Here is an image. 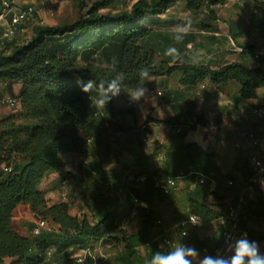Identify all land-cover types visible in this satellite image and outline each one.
Returning <instances> with one entry per match:
<instances>
[{"label": "trees", "instance_id": "1", "mask_svg": "<svg viewBox=\"0 0 264 264\" xmlns=\"http://www.w3.org/2000/svg\"><path fill=\"white\" fill-rule=\"evenodd\" d=\"M113 2L106 0L98 4L73 23L55 26L38 24L32 30L30 41L24 44H18L17 36L0 38V83L22 85L19 95L21 105L28 116L36 119L35 123L20 127L12 124L10 119L1 123L0 169L2 166L12 169L11 162L16 156L27 162L17 164L0 180V264H53L57 256L61 257L63 264H69L76 252L90 247L93 240L111 242L114 247L116 244L123 245V250L117 254L121 264H148L152 253L159 250V245L151 240L148 232L154 216L151 207L169 196L156 187L157 181L188 176L192 172L214 179L217 186L212 191L210 182L197 185L188 206L189 216H196L201 223H210L226 215L209 204L207 198L211 197L218 206L228 208L235 203L236 195L252 176L243 151L239 152L233 168V173L241 176V180H237L234 174H222L209 149L198 143H182L175 149L166 167L160 170H153L142 150L138 149L131 170L136 179L145 177L146 182L129 188L124 203L116 197L124 191L122 175L104 170L101 160L95 159L82 166L87 174L85 190L97 193L99 189L106 188L112 192L103 198L97 219L89 220L86 216L82 219L68 218L54 213V223L61 224L59 229L51 227L33 238L23 237L13 230V214L19 205H27L31 212L37 213L41 205L38 186L46 173L62 169L60 156L79 154L89 142H99L101 133L98 129L105 122L110 129L127 132L119 117L135 118L134 108L118 109L114 98L105 109L93 107L88 95L81 91L77 77L99 84L110 80L117 72H123L126 76L122 87L124 92L132 91L140 84L138 73L142 68H147L151 77L144 85L148 90L152 88L153 79L181 72L183 78L180 83L189 89H195L207 80L217 89L235 82L244 100L256 99L259 89L264 88V66L248 67L241 62H233L213 69L208 62L194 63L184 56L187 47L196 41L194 34L187 33L183 41L177 43L173 39L174 32L161 31L147 22V19L166 15L181 2H184L187 11L198 14L206 10L211 21H217L212 9L224 5L226 0H137L130 9L100 12ZM255 5L264 7V0H255ZM228 24L231 37L235 40L234 30L239 31V27L234 21ZM211 27L204 24L207 31ZM112 45L118 50L113 62L115 71L112 70L113 63L105 66L94 61ZM169 46L179 50L180 61L172 62L170 56H165ZM253 53V46L242 51L243 56H253ZM78 58L82 63H77ZM89 96L93 99L97 96L95 89ZM180 118L191 121L185 124L178 121L174 126L191 123L190 130L198 127L207 129L206 117L195 113L194 103ZM179 135L185 139L188 134L182 132ZM229 182L233 185L229 186ZM255 192L254 200L248 198V222L264 218V194L259 190ZM135 209L143 215L145 227L140 233L126 236L122 233V226ZM68 219L70 222L67 225L60 222ZM248 234L250 241H264L263 233L248 231ZM141 248L146 250L147 258L139 253Z\"/></svg>", "mask_w": 264, "mask_h": 264}, {"label": "rangeland", "instance_id": "2", "mask_svg": "<svg viewBox=\"0 0 264 264\" xmlns=\"http://www.w3.org/2000/svg\"><path fill=\"white\" fill-rule=\"evenodd\" d=\"M11 3V6L14 10H24L28 7H33L36 16H31L29 20L24 24L23 31L20 32L16 40L18 44H24L30 41L32 37L33 28L40 24L43 26H55V25H65L69 23L76 22L81 15H87L95 6L100 3H103L106 0H8ZM137 0H114L111 6L107 9H102L101 13H111L116 10L122 9H130L134 2ZM228 2H234V0H228ZM233 16L224 15L223 17H219L220 22L217 26V31L220 34H228L230 30L229 21L233 18L240 20V23L245 27L244 34L239 37L238 40L231 41L228 38L227 40L223 38L221 42L218 44L209 42L208 34L203 33L204 24H208L211 21L208 12L202 11L198 14L189 13L183 2L179 3L176 7L171 9L165 17H162V20H169L167 23L168 26L166 29L175 30L178 25L180 26H188V32L198 33L197 42L191 45V48L187 50L191 52V54L202 53L200 55L203 59V63L209 62L211 60V66H221L227 63L233 62H241L248 67L256 66V60H254V53L264 49V30H262V26L264 25V7H259L255 5V0H241L239 2L238 7H234ZM217 17V16H216ZM151 20V19H149ZM150 22V21H147ZM171 22V23H170ZM206 22V23H205ZM228 25V26H227ZM165 28V27H164ZM253 46L254 53L253 56H243L242 51L245 47ZM233 49V50H232ZM117 48L115 45H112L108 50H106L103 54L98 55L94 61L100 65H111L116 57H117ZM222 54V56H221ZM227 60H223L226 58ZM214 59V61H213ZM77 63H82L81 59H77ZM260 65L264 66V59L260 60ZM235 84V86L233 85ZM231 85V97L233 100H240L243 102L244 100L241 98L239 94V85L237 83H233ZM206 89H199L201 91V95L210 96L208 103L210 105L211 110L218 111L217 104L219 103V99H222V95L217 91L213 90L210 82L205 83ZM21 85V91H22ZM20 91V93H21ZM263 92V91H262ZM19 93V95H20ZM155 94V92H153ZM10 95V94H9ZM19 95L15 96L19 100ZM12 96V95H11ZM1 99V98H0ZM222 101V100H221ZM117 103L120 106H128L127 101H121L117 99ZM132 106V105H130ZM141 115L143 113L141 112ZM10 119L12 120V124L17 127L30 125L36 122V119L27 115V112L23 109L21 102L19 100L18 108H10L8 106H0V131H1V123L4 120ZM125 122H129L132 124L133 119L131 117H125ZM250 125H257L264 122L257 121L254 117L250 118ZM189 124V123H188ZM231 125L232 128L228 129L227 125ZM259 125V124H258ZM185 126V125H184ZM236 124L233 120H230L226 127L219 133L212 136V144L210 146V152L221 162V165L224 169L231 167L235 162L236 154L238 153L236 146V138L237 134L235 131ZM106 126H101L98 129V133H101L102 139L99 142H89L85 149V157L83 160H90L93 155L94 150L97 148H104L106 151L118 152L121 150V147L128 144L131 148L139 149L141 145H139L136 139L130 138L128 136L117 137L112 133H108L109 129ZM106 130V131H105ZM112 130V129H110ZM187 130V131H186ZM207 129L198 127L196 130L186 129L184 127L183 132L187 134L198 132L199 138L193 137L194 141H197L203 148L206 147L205 138L207 139L208 133ZM105 131V132H104ZM177 134V133H176ZM107 135V137H104ZM110 137V138H109ZM263 136H253L250 135L246 137V140L250 142L247 145V148L243 150L244 152V160L249 159V150L252 146L253 139H261ZM141 144L143 146L148 145V141L144 142L141 140ZM207 149V148H205ZM105 151V152H106ZM113 151V152H114ZM64 156V155H63ZM123 164L126 162V157L123 154L122 157ZM59 160L63 163V167L60 170H52L45 174L42 182L38 186V193L40 194L41 205L38 207L37 213L31 212L29 206L26 205L28 214L35 218L36 222L39 223L41 221H45L47 227L45 231H48L51 227L53 229H59L61 224L54 223L53 215L58 214V216H66L68 218L77 217L82 219L86 216L89 220L97 219L98 213L101 212L102 209V201L103 198L107 195L112 194L111 190H107L106 188L99 189V192L94 193L91 190H85L84 185L87 180V174L83 170L81 166H79V159L75 156H70L67 161H63L59 158ZM125 161V162H124ZM26 163L27 161L16 156L11 162L12 169L19 163ZM129 162V161H128ZM5 163H3L4 165ZM3 167V166H2ZM1 167V168H2ZM122 175V186L124 191L118 194L116 197L120 200L121 203H124L126 200V192L129 188L133 186H141L138 182V179L134 177V173L132 170H122L117 171ZM173 192V191H172ZM171 194L166 197L165 201L157 202L154 207L151 209L154 212V216L152 218L151 223L148 226V232L152 241L156 242L158 245L162 243L163 239L168 237L174 242L180 244H186L185 239H182V229L177 228L176 226L186 218L187 213H183V203L184 197L180 199V203L174 205L175 207L181 208V217H173V211L171 212ZM264 194V191H260ZM114 194V193H113ZM115 195V194H114ZM257 195V192H253L249 194V200H254ZM97 203V204H96ZM167 203V204H166ZM227 209V208H226ZM189 216V215H188ZM61 223L67 225L69 224V219L67 221H60ZM19 212L16 214V220L13 225V230L16 232L19 230ZM144 218L143 215L138 210H133L129 217L126 219L125 223L122 226V233L126 236L140 233L144 230ZM187 236H189L190 231L186 230ZM192 233V232H191ZM120 236L121 234L118 233ZM35 235L30 233V237H34ZM183 237V238H185ZM95 242V241H94ZM97 255L106 256L108 260L104 264H121L120 259L118 258V253L123 250V245H118L114 247V244L111 242H103L96 241L93 245H91ZM202 247V246H201ZM201 247H196L200 252L202 251ZM162 252H166L165 249H159ZM83 252L77 251L74 255V259L69 264H73L75 262L78 255ZM139 253L147 258L146 250L141 248ZM53 264H63L61 261V257L57 256L50 260Z\"/></svg>", "mask_w": 264, "mask_h": 264}, {"label": "crops", "instance_id": "3", "mask_svg": "<svg viewBox=\"0 0 264 264\" xmlns=\"http://www.w3.org/2000/svg\"><path fill=\"white\" fill-rule=\"evenodd\" d=\"M240 1L241 0H234V2H228V0H226L224 5L216 6L212 9L217 16V21H209L208 24L212 26L211 29H209V31L203 30V33L209 35L207 37L209 39V42H215L216 44H218L219 42H221V40H223V38L221 37H224L225 40H227L226 38H228L229 40L234 41L231 37L230 30L228 31V34H220V32L217 31V26L220 22L219 17H223L224 15L233 16V13L235 11L234 7H238ZM166 15H162L156 19H147V21H150V23H152L154 27L158 28L161 31L174 32L175 30L166 29L169 20H162V17H165ZM231 21L236 22L239 27V31L234 30V35L236 34L235 40H238L239 37L244 34L245 27L242 23H240V20L236 18H233ZM4 25L5 27H7L8 23H5ZM188 33L194 34L196 36V43L199 37L197 36L198 33ZM188 48H191V45H189L187 49ZM187 49L184 53L185 58L190 59L194 63H203V59L200 56L202 55V53L191 54V52H189ZM224 59L227 60V57L223 58V60ZM221 66H212V68L215 69ZM182 78L183 75L181 72H175L171 76H163L153 79V85L152 88L148 90L147 98L138 103L130 101L128 93L131 91L121 92L118 97L114 98L115 106L118 109L132 107L135 110V118L132 116L119 117L120 123L128 131L121 132L117 128L110 130L108 128L107 122H105L101 126H106L109 129V131L107 132L112 133L114 136H128L130 138H133V141L134 139H136L139 145H141L139 149L142 150V152L146 156L147 162L153 168V170H160L165 168L175 149L178 148L182 143H197V141H194L193 137L195 136L199 138L198 132L194 133V135L192 133H189L185 137V139H183L181 135L176 134L173 130L174 124L178 123V121H180L182 124L191 121L190 119H179V117L187 113L190 104L193 103L195 104V113L197 115H204L208 122L206 130L208 136L207 139H204V142L206 144V147L204 146V148L210 150V146L212 144V136L219 134L226 127V124H228L230 120H233L236 124V127L234 129L237 134L236 146L238 153L236 154L235 161L239 152L245 150L247 148V145L250 144V142L246 140L247 136H264V123H262V125H260V123H258L259 125H250V122H248L250 121V118L253 117L250 113V110L253 107L264 105V88L259 89L258 96L256 99H243L244 101L241 102L240 100H233V97H231L230 94L231 85L235 82H231L228 84V86L217 89L215 85L211 83V81L207 80L203 83H200L195 89H189L180 83V80ZM207 82L211 83L213 90L217 91L219 94L222 95V99H219L220 101L217 104L218 111H213L210 109L208 100L212 97H203V95H201V91H199V89H206L205 83ZM233 85L235 86V84ZM20 91V84L8 86L7 84L0 83V98L9 94L12 96H18ZM153 92H155V94H153ZM158 93H160V95ZM117 99L121 101H127L128 106H120L117 103ZM141 112L143 113V115H141ZM125 117H131L133 119V123L131 124L129 120L128 123H126L124 120ZM227 127L228 129L232 128L230 124L227 125ZM104 137H107V135H104ZM101 139L102 136H100L99 141ZM141 140H143L144 142L148 141V145L143 146L141 144ZM137 150L138 149L131 148L128 144H126L122 146L121 150H119L118 152H115L114 150H112V152L106 151L105 147L97 148V150L93 151V154L97 153V155H93L94 157H92V159L86 161L83 160L86 155L85 150L79 154H65L64 156L62 155L59 158L63 161H67L70 156L78 157V163L81 167L90 161L100 159L104 170L117 172L122 171L123 169H132V165L135 163L134 156H136ZM123 154L127 159L126 162L124 161V164L123 159L121 158ZM214 160L222 174H234L237 180H241V176L239 173H233L235 162L231 167L224 169L221 165V162L217 160L215 156ZM197 185L198 180L196 178L190 177L177 182L175 188L173 189L170 201L172 204L171 212L173 211V217H181V208L175 207L174 205L179 204L180 199L183 197L184 203L182 212L187 213V216L183 218L188 217L189 198L193 196V192H195ZM210 191H212V189H210ZM165 200L166 199H164V201ZM164 201H162V203ZM207 202L209 204H212L213 207L217 209L222 215H226V207L218 206V203L213 202V198L208 197ZM226 203L228 204L229 200H227ZM156 204L157 202H155L152 207H154ZM17 212H19V230L16 232L21 236L28 238L30 237V233H32L34 228L37 226V222L33 216L31 217L28 214L26 205L21 204L17 207L13 214V225L16 220ZM246 228L248 231H256L264 234V218L252 219L247 223ZM185 229H188V231H190L189 236L181 238L185 239V242L188 246H202V251L200 252L201 256L214 254V252L221 245L223 229L220 226L219 221L210 223H200L197 227L187 226ZM94 241L96 242V240H93L91 242L92 245L95 243ZM259 245L261 252L264 253V241L259 242Z\"/></svg>", "mask_w": 264, "mask_h": 264}, {"label": "built area", "instance_id": "4", "mask_svg": "<svg viewBox=\"0 0 264 264\" xmlns=\"http://www.w3.org/2000/svg\"><path fill=\"white\" fill-rule=\"evenodd\" d=\"M35 10L33 7H28L24 10H14L11 3L8 0H0V38L11 39L17 36L23 31V26L29 17L33 16ZM5 23H8L5 27ZM254 60L256 65H259L260 60L264 59V49L254 53ZM160 95V93H158ZM0 106H8L10 108H18L19 100L15 96L5 95L0 99ZM251 115L259 122H264V105L253 107L250 110ZM184 127L186 129L191 127V123L185 126L175 125L173 130L175 133L180 134L183 132ZM249 167L252 172L251 178L245 182L241 188V191L236 195V201L230 204L227 208L226 216L219 220V224L222 227V242L219 248L213 255H227L225 238L228 235L233 237H239L243 233L249 234L245 229V224L248 222V215L246 213L248 196L249 194L259 190L264 191V136L261 139H253L251 149L249 150ZM12 169L7 166H3L0 169V180L7 174L11 173ZM195 177L198 180V184L203 185L206 182L211 183V189L214 190L217 183L214 179L198 172H192L188 176H180L176 178H168L165 180H159L156 182L158 187L166 196L170 195L175 188L178 181L188 177ZM138 182L143 185L146 182L145 177L138 179ZM233 182H229V186H232ZM200 220L193 215L188 216L181 221L176 227L181 228L182 236H187L186 227H197L200 224ZM47 224L45 221L37 223V226L33 230L35 236L41 235L45 230ZM178 243L174 242L170 238L166 237L162 243L159 244V249L171 250L173 246ZM108 258L106 256L97 255L92 246L83 250V252L77 256L76 264H104ZM48 264V263H45Z\"/></svg>", "mask_w": 264, "mask_h": 264}, {"label": "clouds", "instance_id": "5", "mask_svg": "<svg viewBox=\"0 0 264 264\" xmlns=\"http://www.w3.org/2000/svg\"><path fill=\"white\" fill-rule=\"evenodd\" d=\"M188 33V26L178 25L174 31L173 39L180 43ZM165 56H170L172 62L181 60L179 50L174 46H169L165 50ZM106 66V65H105ZM113 71H115L113 63ZM140 84L128 93L130 101L141 102L147 98L148 89L144 86L151 77L147 68L139 70ZM126 76L123 72L117 74L108 81H101L95 84L92 80L83 81L77 77V83L81 91L88 95L92 106L98 109H105L106 105L118 97L122 92ZM95 89L97 96L93 99L89 93ZM227 255H204L200 251L186 244L180 243L172 247L167 253L160 250L154 251L148 264H264V253L260 250V245L256 241H250L247 233L239 237L228 235L225 238Z\"/></svg>", "mask_w": 264, "mask_h": 264}, {"label": "water", "instance_id": "6", "mask_svg": "<svg viewBox=\"0 0 264 264\" xmlns=\"http://www.w3.org/2000/svg\"><path fill=\"white\" fill-rule=\"evenodd\" d=\"M211 65V60H209V62H208V66H210Z\"/></svg>", "mask_w": 264, "mask_h": 264}]
</instances>
